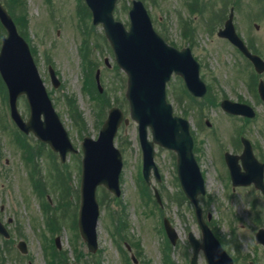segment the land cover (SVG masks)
<instances>
[{"label":"rangeland","instance_id":"374dc122","mask_svg":"<svg viewBox=\"0 0 264 264\" xmlns=\"http://www.w3.org/2000/svg\"><path fill=\"white\" fill-rule=\"evenodd\" d=\"M142 1L160 35L178 48L192 45L200 77L208 86L203 98L193 99L178 76H172L167 85V98L174 113L190 121L194 153L206 185L205 195L199 197L203 217L206 220L209 216L210 229L235 258L234 264L250 261L264 264V245L255 242L253 247L242 251L240 239L246 240L247 236L237 237L234 226L247 225L255 241L257 229H264V195L252 186L233 189L225 176L223 159L224 151L234 152L237 136L242 133L254 140L256 151L264 161V104L255 95V84L259 77L264 80V73L254 75L243 55L216 35L233 5L238 33L264 59V0H197L202 8L198 13L193 12L197 18L187 10L193 0ZM130 6L131 0H118L114 10L115 18L126 27ZM24 7L25 10L13 7L16 15L24 16L17 29L30 48L72 143L79 147L84 136L96 138L112 105L119 106L127 117L126 76L115 63L101 25L92 24L91 12L84 0H25ZM215 14L219 16L213 20L210 31L206 27L208 18ZM180 18L193 20L195 38L191 43L180 36ZM3 35L0 27V40ZM48 67L60 81L57 87L51 82ZM97 69L101 92L95 83ZM253 79L256 80L250 88ZM225 97L252 105L257 111L255 119L229 116L219 107V101ZM7 101L6 87L0 80V206L3 205L0 219L7 224L11 217L12 222L8 224L13 231L9 243L0 236V264H48L53 250L62 252L59 259L64 258V263L189 264L192 248L187 234L191 232L198 240L202 235L193 206L180 187L172 151L155 147L154 160L161 179L156 182L152 177L151 185L160 193L161 204H158L152 186L146 187L142 179L137 124L130 120L119 128L114 142L123 157L121 195L116 198L104 187L97 188L98 248L91 253L76 222L81 153L68 155L66 162L60 163L58 155L47 149V145L15 129ZM18 107L26 118L28 106L24 96L19 98ZM16 137L19 143L30 145L33 156L29 155L28 159L32 167L23 149L18 148ZM37 147L41 148L40 155L35 150ZM36 184L39 197L34 193ZM55 215L61 227L54 228L50 217ZM165 217L178 234L175 244H171L165 234ZM225 223L233 226L228 235L233 237L234 250L225 247L222 229ZM55 237L60 249L53 247ZM20 239L26 242V254L16 247ZM198 263L206 264L202 253H199Z\"/></svg>","mask_w":264,"mask_h":264},{"label":"water","instance_id":"95a60500","mask_svg":"<svg viewBox=\"0 0 264 264\" xmlns=\"http://www.w3.org/2000/svg\"><path fill=\"white\" fill-rule=\"evenodd\" d=\"M116 1L85 0V3L92 13V23L102 25L117 64L127 74L125 96L129 103L130 118L138 124V137L142 149V175L148 184L151 183L152 170L155 178L160 179L154 162L155 144L174 150L181 188L194 206L196 219L202 232V242H199L192 233H188L189 242L193 246L191 264H197L200 249L204 252L207 264H233L230 256L202 218L198 196L205 193V183L192 152L193 140L189 132V122L173 115L172 106L166 100V82L170 79L172 72L183 77L193 94L197 96L205 94V84L198 75V63L188 48L179 51L163 41L153 29L150 17L140 0H132L129 10L130 26L126 29L122 22L114 18L113 10ZM0 21L7 30L0 47V74L7 87L11 117L25 133L31 131L38 139L48 143L54 151L59 153L60 160L64 162L67 152L77 150L69 140L68 133L48 97L28 44L18 34L13 20L1 4ZM220 34L227 36L237 45L254 63L258 72L262 71L264 68L262 60L249 53L234 33L232 13ZM49 72L53 85L58 86L59 81L51 67ZM96 79L98 82V75ZM259 91L264 98L262 82L259 83ZM21 94H25L29 105L30 115L27 121L21 118L17 109V98ZM221 107L232 114L254 115L250 106L228 99L221 102ZM122 121L127 124L129 119L124 118L120 108L111 107L98 137L93 139L85 136L81 142L83 157L77 224L79 233L90 252H95L98 247L97 225L100 210L96 197L97 187L103 185L116 197L121 195L119 174L122 169V155L114 145V137ZM149 132L151 139L148 137ZM243 154L255 160L247 142ZM225 156L233 185L249 184L253 181L256 188L264 192L262 164L256 167L249 163L248 166L245 165L246 171L240 172L233 155L226 153ZM154 195L161 203L156 188H154ZM163 222L166 233L174 244L178 235L168 219L164 218ZM0 232H5L1 223ZM256 241L264 245L263 228L256 232ZM55 242L59 247L58 238ZM19 247L25 251L23 241L19 242ZM220 249L223 251L220 252ZM218 253L219 259L216 260L214 258Z\"/></svg>","mask_w":264,"mask_h":264},{"label":"flooded vegetation","instance_id":"af4514ba","mask_svg":"<svg viewBox=\"0 0 264 264\" xmlns=\"http://www.w3.org/2000/svg\"><path fill=\"white\" fill-rule=\"evenodd\" d=\"M179 26H180V36L182 38L188 39L190 43H191V41L193 42L194 36L192 34L185 33V31H184L185 27L187 26V22L184 19H179ZM188 46H189V44H188ZM190 46H191V44H190ZM236 117H240L241 118V116H236ZM242 118L243 119H247L245 117H242ZM243 137H244V141H243ZM245 142L250 144L251 149H252V153L256 157L255 158L256 161L253 160L250 156H244L243 153H244V148H245ZM256 150H257L256 143L250 137H247V136L243 135L242 133L237 136V145L235 146V150L232 153H234V155H235V157H233V158H234V161L237 164L240 172H245L246 171L245 165L248 166L249 163L254 164L256 167H258L259 164H262V170H263V175H264V161L262 160V157L260 156L259 153H257ZM241 157H244L245 159H243ZM223 159L225 161L224 155H223ZM226 170H227V168H226ZM2 209H3V205L0 206V211ZM11 222H8V220L6 222L7 224H5L3 222L4 225L6 226L8 232L10 233V238H11V235H12L13 231L10 230L8 223H11ZM0 236L2 237V235H0ZM2 238H3L2 240H10V238H4V237H2ZM234 259L235 258H233V261H234ZM252 262L253 261H250L249 264L252 263Z\"/></svg>","mask_w":264,"mask_h":264},{"label":"clouds","instance_id":"9594fccd","mask_svg":"<svg viewBox=\"0 0 264 264\" xmlns=\"http://www.w3.org/2000/svg\"><path fill=\"white\" fill-rule=\"evenodd\" d=\"M233 211H235V208H233ZM234 226L237 229V232H236L237 237H242L243 235L247 236L246 240L243 238L240 239V244L242 245L241 250L244 251V250H248L251 247H253L255 244V241L253 239H251L252 232L249 230L248 226L245 225L244 227H240L238 224H235ZM232 227H233L232 225L225 223L222 226V229H223V232L225 233V242H226L225 247L226 248H232L234 250V245L232 244L233 237L228 235V233H230L232 231ZM222 251H223V249H220V252H222ZM214 259H216V260L219 259V253L217 254V256Z\"/></svg>","mask_w":264,"mask_h":264},{"label":"trees","instance_id":"16d2710c","mask_svg":"<svg viewBox=\"0 0 264 264\" xmlns=\"http://www.w3.org/2000/svg\"><path fill=\"white\" fill-rule=\"evenodd\" d=\"M24 1L25 0H7L8 7H9L11 13L14 15L15 20H16V22H17L18 25L19 24L20 25L22 24V18L24 16L16 15V13L13 10V7H20L22 10H25ZM61 253L62 252H57V251L53 250L50 253V260H49L48 264H61L62 261H64V258L61 261L59 259L60 256H61Z\"/></svg>","mask_w":264,"mask_h":264}]
</instances>
